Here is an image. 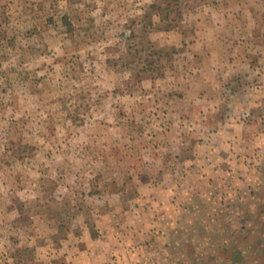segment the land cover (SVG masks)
Masks as SVG:
<instances>
[{
  "label": "rangeland",
  "instance_id": "obj_1",
  "mask_svg": "<svg viewBox=\"0 0 264 264\" xmlns=\"http://www.w3.org/2000/svg\"><path fill=\"white\" fill-rule=\"evenodd\" d=\"M95 261L264 264V0H0V264Z\"/></svg>",
  "mask_w": 264,
  "mask_h": 264
},
{
  "label": "crops",
  "instance_id": "obj_2",
  "mask_svg": "<svg viewBox=\"0 0 264 264\" xmlns=\"http://www.w3.org/2000/svg\"><path fill=\"white\" fill-rule=\"evenodd\" d=\"M210 16H213V14L211 13ZM222 21L219 22V24H211L210 22L206 21V25L202 24L200 25L201 27L197 26V28L194 30L196 34L194 35L193 40L188 42L187 47L189 46L192 50L190 53L192 61H195L196 59V61L201 60L203 63H206L209 60L213 66L219 62H223L226 65V68H229V70L224 69V71L226 70L227 74H229V72L234 70L232 66L234 65V61H230V58H234L235 56V53H233L230 48L231 46L235 45V40H239L241 38L238 35L243 32V30L242 26L237 22L228 25L225 21ZM226 34H228L229 37H227ZM225 65L222 66L225 67ZM197 67L200 68V65ZM198 68L197 71L200 73L208 72L206 68L203 69V67H201L200 70H198ZM216 70L210 69L211 72H217ZM82 253L83 252L80 251V254ZM161 261L164 262L165 260ZM169 261L170 260H168V262ZM96 262L98 261H95L92 264H96ZM152 264L161 263L153 261ZM171 264H174V262Z\"/></svg>",
  "mask_w": 264,
  "mask_h": 264
}]
</instances>
